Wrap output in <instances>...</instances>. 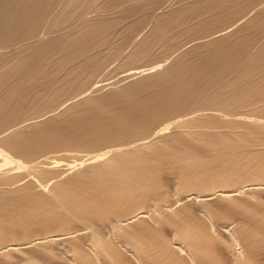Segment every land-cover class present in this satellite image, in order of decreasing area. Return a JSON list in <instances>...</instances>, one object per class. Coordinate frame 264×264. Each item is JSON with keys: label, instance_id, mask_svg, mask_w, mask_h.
I'll return each instance as SVG.
<instances>
[{"label": "bare ground", "instance_id": "obj_1", "mask_svg": "<svg viewBox=\"0 0 264 264\" xmlns=\"http://www.w3.org/2000/svg\"><path fill=\"white\" fill-rule=\"evenodd\" d=\"M0 264H264V0H0Z\"/></svg>", "mask_w": 264, "mask_h": 264}]
</instances>
